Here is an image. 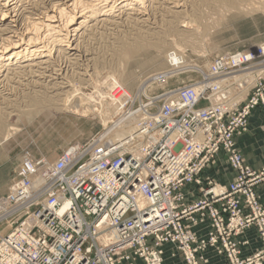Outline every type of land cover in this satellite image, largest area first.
Returning <instances> with one entry per match:
<instances>
[{
	"label": "built area",
	"instance_id": "built-area-1",
	"mask_svg": "<svg viewBox=\"0 0 264 264\" xmlns=\"http://www.w3.org/2000/svg\"><path fill=\"white\" fill-rule=\"evenodd\" d=\"M257 55L264 68V46ZM253 57H220L197 84L246 69ZM194 85L174 90L159 105L135 106L129 94L120 96L124 103L109 126L136 116L131 132L111 140L103 128L54 162L21 160L0 197V224H15L0 234V264H165L166 244L183 264H208V252L225 264H264V204L255 190L264 168L245 164L234 140L247 131L254 108L264 115V74L200 94ZM238 93L242 97L232 101ZM219 152L236 172L226 185L201 175ZM37 173L41 179L33 185ZM186 186L198 195L191 203ZM251 227L260 246L243 257L247 241L238 237Z\"/></svg>",
	"mask_w": 264,
	"mask_h": 264
},
{
	"label": "bare ground",
	"instance_id": "bare-ground-1",
	"mask_svg": "<svg viewBox=\"0 0 264 264\" xmlns=\"http://www.w3.org/2000/svg\"><path fill=\"white\" fill-rule=\"evenodd\" d=\"M200 1L204 3L207 0ZM219 1L222 4V10L228 12L239 11L242 7L239 0ZM187 2L188 0H0V144L10 135L19 131L17 126L9 123L12 116H16L19 121L21 116L29 119L32 114L50 112L51 110L74 113H79L82 110L85 113L91 109L90 103L86 102L90 97L86 95L95 88L97 92L100 91L98 93L99 106L103 105L99 111L100 120L106 125L108 120L111 121L119 106L124 103L120 96L130 95V93L115 81L110 84L109 79L113 78L114 80L118 74H111L112 77L98 74L93 81L91 79V82L89 81L84 86L85 82L82 76L89 74L86 73L87 71L83 73L78 70L84 69L81 67L83 65L81 62L84 63L89 59L84 48L86 40L97 28L116 27L120 24L127 26L130 24L131 26L133 24L145 27V30L139 28V36L134 41L127 42L121 49V54L129 57L143 48H154L160 51L164 49L165 42L160 40L156 32L149 33V30L154 28V25L151 24H159L154 14L149 11L155 8L159 12L170 13L175 20H178L174 24L175 20L170 21L173 27L180 25L188 27L194 23V19L185 15L188 13H186ZM153 3H157V5L153 6ZM258 4L254 8L263 10L264 3ZM179 7L183 9L177 10L176 8ZM197 27L194 28L195 31L179 30L178 34L188 38V41L189 39L194 41ZM150 35H154L153 38H157V40L154 41L153 38L152 41L149 40L147 36ZM197 35L201 37L199 34ZM183 42L180 43L183 44ZM192 49L194 51L196 48ZM176 54H173L169 60H176L175 62L181 60L180 55ZM252 55L254 56L252 66L235 72L237 74L219 73L216 75L218 77H212L209 82L196 83L192 87L194 93L200 94L207 88L220 89L222 84L229 80L244 85L256 78L257 75H263L264 68L260 66L261 64L256 63H261L262 57L256 53ZM180 63L182 62L180 61ZM208 65L212 66L211 63ZM210 67L208 68L210 69ZM165 73H159L164 74L162 80L167 78L168 74ZM159 74L153 75L152 78L158 77ZM100 86L110 88L108 95L110 102L103 103V101L106 102L103 100L105 94L101 92ZM116 88L118 89L115 90ZM142 89L140 90L142 91ZM232 89L233 87H231ZM237 95L232 101L242 97L239 93ZM211 100L214 101V98ZM137 118L133 116L121 119L117 126L114 124L109 126L108 123L104 128L105 132L110 135L111 140L118 139L135 128L134 122L138 121ZM5 126L7 128L2 131ZM30 158L33 157L26 155L22 161L39 159ZM40 159L49 162L56 160L50 161L43 157ZM33 177V179L31 178L33 185L38 184L41 175L37 173Z\"/></svg>",
	"mask_w": 264,
	"mask_h": 264
},
{
	"label": "rangeland",
	"instance_id": "rangeland-1",
	"mask_svg": "<svg viewBox=\"0 0 264 264\" xmlns=\"http://www.w3.org/2000/svg\"><path fill=\"white\" fill-rule=\"evenodd\" d=\"M239 2L242 4V10L228 12L222 10L219 0H207L204 3L200 0H188L186 3V13H188L185 15L194 19V23L188 27L181 25L173 27L172 25L178 20H175L172 14L159 12L153 8L154 10L151 9L149 12L154 14L159 24H151L154 28H151L149 33L158 34L160 40L165 42L164 49L157 51L154 48H143L129 57L123 56L121 49L127 42L134 41L139 36L138 30H145V27L120 24L116 27L106 26L95 29L86 40L84 47L90 61L88 59L84 63L81 62L83 64L81 67L84 69L78 70L83 73L87 71L86 73L89 74L82 76L84 86L91 82V79L93 81L98 74L102 76L118 74L114 80L109 79L110 84L115 81L123 86L133 97L135 106L150 102L159 105L164 99L169 98L174 90L194 85L205 79L209 74L208 64L215 63L220 57L236 53L258 54L260 48L264 46V9L258 10L254 7L258 3H264V0H239ZM156 5L157 3H153V6ZM171 20H175L173 24L170 23ZM196 27L199 32L196 30L194 41L193 39L188 41V38L178 34L179 30L195 31ZM153 37L154 35L147 36L149 40ZM155 39L157 40L153 38L154 41ZM192 48L196 49L193 51ZM174 51L180 55L181 60L177 62L169 60L173 54H176ZM180 61L182 63L179 64ZM161 72H167L166 79L152 78L153 75ZM232 84L235 86L237 83L232 82ZM100 87L101 92L105 94L103 100L106 102L103 103L110 102L108 96L110 88ZM89 92L86 96L90 99L86 102L90 103L91 109L85 113L82 110L79 113L51 110L32 114L29 119L21 116L19 121L16 116L11 117L13 120L10 119V125L17 126L19 131L0 144V197L8 192L11 183L15 180L18 165L26 155L53 161L70 144L86 139L106 127L110 120L106 125L100 120L99 111L103 106H99L100 91L97 92L95 88ZM156 105L151 108L152 111L156 109ZM5 128L7 127L5 126L2 131H5ZM14 227L15 224L9 228L6 227V223H2L0 234L4 235Z\"/></svg>",
	"mask_w": 264,
	"mask_h": 264
},
{
	"label": "crops",
	"instance_id": "crops-1",
	"mask_svg": "<svg viewBox=\"0 0 264 264\" xmlns=\"http://www.w3.org/2000/svg\"><path fill=\"white\" fill-rule=\"evenodd\" d=\"M234 140L243 155V162L245 164L253 169L264 168V115L261 109L255 108L251 111L248 117V130L242 135L234 137ZM201 175L211 178L216 183L226 185L234 179L236 172L228 165L226 156L222 152H219L216 155L215 163L205 168ZM255 190L264 204V182L259 183L255 187ZM183 192L186 203L195 201L198 196L196 190L191 186L184 187ZM198 230L201 234H204L207 230V223L199 225ZM238 239L247 241L241 248V255L243 257L251 254L260 246L254 227L245 230ZM164 250L166 253L165 264H183L181 256L179 253L174 252L171 245H164ZM207 255L209 257L208 264H225L223 256H218L213 252H208Z\"/></svg>",
	"mask_w": 264,
	"mask_h": 264
}]
</instances>
